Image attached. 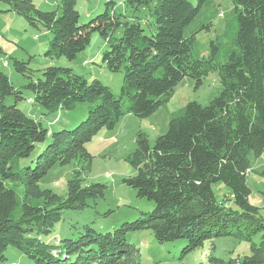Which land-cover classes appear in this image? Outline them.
Here are the masks:
<instances>
[{
  "label": "trees",
  "instance_id": "16d2710c",
  "mask_svg": "<svg viewBox=\"0 0 264 264\" xmlns=\"http://www.w3.org/2000/svg\"><path fill=\"white\" fill-rule=\"evenodd\" d=\"M5 1L51 33L50 59L75 60L98 33L109 46L103 66L121 73L123 84L117 98L99 80L90 82L72 69L43 70L26 86L34 103L49 114L81 103L92 106L76 129L49 132L19 109L25 98L0 71V260L16 248L34 264H142L127 236L151 231L161 244L187 243L184 254L232 236L250 244L251 255L242 264H264V216L250 202L247 183L249 155L264 154V0H232L236 31L231 45L221 53V46L212 43L211 54L202 59L194 58L196 32L190 28L210 0H199L196 7L189 0H107L105 13L87 24L80 22V0H61L60 13L42 12L31 0ZM117 1L133 12L149 8L152 21L144 29L140 18L131 21L115 9ZM120 29L121 36L115 37ZM13 66L23 75L29 71L27 63L16 59ZM213 72L222 90L208 105L188 103L153 144L138 135L128 160L137 173L123 183L152 202L154 210L107 234L85 226L70 238L48 240L64 211H83L91 200L105 197L106 186L83 185L92 167L87 145L93 138L115 129L126 115L150 118L170 102L183 79L199 87ZM49 137L32 160L34 168L22 167V160ZM69 165L73 171L66 197L41 189L52 169ZM218 183L230 192L221 202L213 190Z\"/></svg>",
  "mask_w": 264,
  "mask_h": 264
},
{
  "label": "rangeland",
  "instance_id": "374dc122",
  "mask_svg": "<svg viewBox=\"0 0 264 264\" xmlns=\"http://www.w3.org/2000/svg\"><path fill=\"white\" fill-rule=\"evenodd\" d=\"M31 1L42 12H61V0ZM198 1L189 0L195 7ZM107 2V0L78 1L76 8L80 14L81 24H87L104 14ZM115 9L131 21L134 17L140 18L144 29L147 21H152L150 9L147 7L140 8L139 12H133L118 2ZM235 18L232 0H210L201 9L190 28V31L196 32L194 58L209 57L212 43L219 44L222 48L221 53L224 52L234 38ZM121 34L122 29L116 32L115 37H120ZM51 39V33L41 23L33 25L26 17L12 11L11 5L5 0H0V71L9 77L11 84L25 98L19 103V109L39 121L49 132L72 131L87 119L92 106L81 103L73 110L49 114L46 109L32 101L33 94L26 89L31 79L40 78L42 71L49 67L69 68L90 82L99 80L119 98L123 75L111 73L104 68L103 54L109 46L98 33L92 34L90 45L73 61L47 57ZM14 59L27 63L29 71L24 75L18 73L13 66ZM221 90L222 85L216 72L210 73L199 87L193 79L187 77L175 88L170 102L150 118L139 119L126 115L115 129L103 130L94 137L87 145L93 162L91 171L83 177V185L97 183L106 186L105 197L91 200L89 207L83 211H64L62 221L55 225L47 239L53 241L56 238H70L73 233L83 231L85 226L93 228L98 233L107 234L124 224L138 221L143 213L152 212L154 204L139 198L133 188L123 183L124 179L134 177L137 173L128 160L137 147L138 135L145 134L153 144L156 138L167 133L170 119L178 115L188 103L208 105ZM8 103L13 104L14 99H10ZM49 143L50 137L45 144L37 145L31 157L22 160L21 166L34 168L32 160H35ZM249 160L251 169L247 175V183L251 189L250 202L259 207L264 216V154L259 157L250 154ZM72 171V165L55 167L41 180V189H50L66 197L67 182ZM213 190L220 202L226 196L230 197L229 189L221 183L215 184ZM260 237L262 234L255 236V241L260 242ZM127 240L139 249L142 264H242V259L251 255L250 244L232 236L208 241L202 248L185 254L183 252L187 248V243L161 244L155 240L151 231L129 233ZM4 258L0 260V264H34L33 260L16 248H9L4 253ZM214 259L221 263L215 262Z\"/></svg>",
  "mask_w": 264,
  "mask_h": 264
},
{
  "label": "built area",
  "instance_id": "2783aa9c",
  "mask_svg": "<svg viewBox=\"0 0 264 264\" xmlns=\"http://www.w3.org/2000/svg\"><path fill=\"white\" fill-rule=\"evenodd\" d=\"M6 65V64H5Z\"/></svg>",
  "mask_w": 264,
  "mask_h": 264
},
{
  "label": "crops",
  "instance_id": "0c3cea01",
  "mask_svg": "<svg viewBox=\"0 0 264 264\" xmlns=\"http://www.w3.org/2000/svg\"><path fill=\"white\" fill-rule=\"evenodd\" d=\"M102 132V131H101Z\"/></svg>",
  "mask_w": 264,
  "mask_h": 264
}]
</instances>
